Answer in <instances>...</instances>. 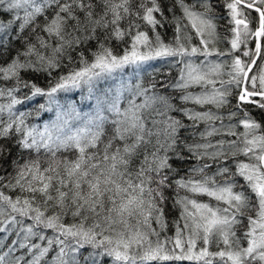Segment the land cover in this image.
Masks as SVG:
<instances>
[{"label": "snow or ice", "instance_id": "obj_1", "mask_svg": "<svg viewBox=\"0 0 264 264\" xmlns=\"http://www.w3.org/2000/svg\"><path fill=\"white\" fill-rule=\"evenodd\" d=\"M167 12L163 0H0V57L14 50L0 63V233L17 237L0 264H264V0ZM156 60L178 66L159 88L141 77ZM35 97L37 114L55 110L42 128L16 108ZM189 160L180 175L173 162Z\"/></svg>", "mask_w": 264, "mask_h": 264}, {"label": "trees", "instance_id": "obj_2", "mask_svg": "<svg viewBox=\"0 0 264 264\" xmlns=\"http://www.w3.org/2000/svg\"><path fill=\"white\" fill-rule=\"evenodd\" d=\"M170 0H163V4L165 7V16H168L169 19L171 18V14L169 12H167V6L169 5ZM217 25H218V32L221 35V37H224L227 33L226 30L228 28V17H227V10L224 9L223 7H217ZM224 14V15H223ZM177 15H179V11L177 10ZM222 16H226L225 18ZM222 17V18H220ZM158 31L161 33L162 38L164 39V41L167 43L168 41L171 40L172 35H173V25L172 24H166L163 28H159ZM149 35H152V33L150 32ZM224 44H226V41L224 40ZM16 48H20L22 47L19 43H17L15 45ZM120 47L121 46H117L114 44V48L116 52H120ZM221 50H223L221 47H219ZM14 54V50L13 52H10L7 56L4 57H0V63H3L7 60H10L12 55ZM87 55V53H86ZM147 67H149L147 70H144L141 73V77L143 82L147 85L150 82H157V87L159 88V82L161 81H168L170 79H172L173 77L176 76L177 72H178V66L177 67H173L171 66L169 63L163 61V60H156V61H152L150 62V64H146ZM145 69V68H144ZM26 79H31L32 81H34L35 83L38 84V86L40 87H47V80L45 79V77L43 75H33V74H28L25 76ZM195 90H199L198 88ZM27 91V90H25ZM20 95V94H18ZM68 97L72 98V94H68ZM77 97H79V95H76V99ZM22 98V97H21ZM7 101L3 98H0V103H6ZM47 102L46 98L44 97H35L33 98L31 101H26L24 102L25 104H28L31 106V109L29 110L32 114L31 116L26 118V122L27 123H31L32 121L36 120L35 125L39 126L41 124V120H44L46 115L43 114V112H40L39 114H37V109L39 108L40 104H43ZM23 103V104H24ZM233 103H235V101L233 100ZM23 104L17 105L16 108L20 111L21 107L23 106ZM248 111L251 112L254 116V118L257 121H261V117H262V113L260 112L259 109L253 108L251 106H249ZM225 114L227 112V109L224 110ZM242 115V114H241ZM227 123V121H225ZM202 129V126H201ZM239 130H243L242 128H240ZM181 135H184V133L182 132ZM12 155L15 156L16 155V149L13 148L12 149ZM241 159H243V157H241ZM174 163V167H179L181 169L180 171V175H184L187 168L190 167L192 164L196 163L195 160H189L186 164H180L178 162H173ZM183 194V193H182ZM201 200H207V197H200ZM177 210H173L171 208V201H169V208H168V218L169 220H171L175 215H177ZM2 233H0L1 235ZM169 234H171V231H169ZM17 239V237L15 236L14 233H4V236L2 239H0V254H2L4 251L7 250V245L11 244L13 240ZM214 250V249H213ZM26 250H20L18 252H16V255H21L23 254V252H25Z\"/></svg>", "mask_w": 264, "mask_h": 264}, {"label": "rangeland", "instance_id": "obj_3", "mask_svg": "<svg viewBox=\"0 0 264 264\" xmlns=\"http://www.w3.org/2000/svg\"><path fill=\"white\" fill-rule=\"evenodd\" d=\"M224 15V14H223ZM222 17H224V16H222ZM226 17V16H225ZM224 17V18H225ZM218 47H221L223 50H226L228 47H229V45L226 43V44H224V40L222 39L220 42H219V44H218ZM223 59V58H222ZM150 64V63H149ZM144 70H147L149 67H147V65H144ZM127 71L128 72H131V69L129 68V69H127ZM58 99L60 100V102L61 103H64L65 102V99H71L70 97H66L64 94H61L59 97H58ZM77 100H79V97H77ZM47 102H45V103H43V104H46ZM31 109V106L30 105H28V104H23V106L21 107V109H20V111H29ZM85 110H87V109H85ZM43 114H45L46 115V117H45V119L44 120H41V124L38 126V127H43V125L45 124V123H49V122H51L52 120H54L55 119V110H54V106H53V111H51V112H43ZM36 123V120H34V121H32L30 124H35ZM3 236H4V233H2L1 235H0V239H2L3 238Z\"/></svg>", "mask_w": 264, "mask_h": 264}, {"label": "flooded vegetation", "instance_id": "obj_4", "mask_svg": "<svg viewBox=\"0 0 264 264\" xmlns=\"http://www.w3.org/2000/svg\"><path fill=\"white\" fill-rule=\"evenodd\" d=\"M228 17V16H227Z\"/></svg>", "mask_w": 264, "mask_h": 264}]
</instances>
